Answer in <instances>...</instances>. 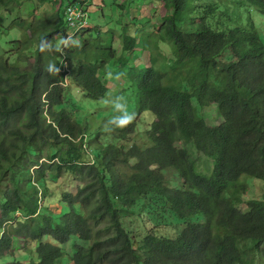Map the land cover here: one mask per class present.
<instances>
[{
  "label": "trees",
  "instance_id": "trees-1",
  "mask_svg": "<svg viewBox=\"0 0 264 264\" xmlns=\"http://www.w3.org/2000/svg\"><path fill=\"white\" fill-rule=\"evenodd\" d=\"M37 1L61 5L47 16L31 9L7 26L0 21V36L21 33L0 55V264H58L71 239L87 245L73 244L66 264H264V40L256 23V15L264 20V0H159L166 15L146 34L155 35L158 56L171 54L164 84L151 65L156 57L130 66L139 20L130 24L133 31L113 23L120 55L113 28L79 30L81 46L63 54L39 52L40 39L54 43L73 29L65 26L59 0ZM72 3L87 11L84 0ZM10 4L19 0H0V9L10 14L17 7ZM188 21L197 25L191 38L179 31ZM142 45L148 46L145 38ZM50 61L58 74L45 72ZM111 61L123 73L113 93L99 75ZM67 79L96 101L125 93L135 120L100 141L86 114L67 104ZM194 100L200 108L216 105L217 125H209ZM144 111L154 121L141 134L137 119ZM129 139L131 145L118 144ZM165 170L180 184L168 182ZM46 173L80 181L74 194H60L64 214L42 208L45 188L36 183ZM249 178L262 182V206L243 212ZM131 213L140 221L136 234L122 222ZM174 221L184 226L167 237ZM15 238L35 243L34 259L13 257Z\"/></svg>",
  "mask_w": 264,
  "mask_h": 264
},
{
  "label": "rangeland",
  "instance_id": "rangeland-1",
  "mask_svg": "<svg viewBox=\"0 0 264 264\" xmlns=\"http://www.w3.org/2000/svg\"><path fill=\"white\" fill-rule=\"evenodd\" d=\"M75 0H59L58 3H62V8H65L66 5L72 3ZM79 1V0H77ZM131 1V2H130ZM90 0V2L85 4L88 6L86 9L88 11V21H89V27L88 28H97L100 31H106L108 28H113L116 36L114 39L113 48L118 53L117 55H120L121 50V38H120V30L115 28L113 26L114 22H117L118 20L121 21L122 25H128L131 27V31L135 30L133 27L132 21L139 20V23L142 25L139 28V34L137 35L136 39V46H135V55L132 58L131 67L136 68L144 65H148L149 60L152 57H156V61L151 64L154 71L160 75L162 84L165 83V69L166 66L165 63H168V61L171 60V54L169 51H160L161 56H158V52L153 47V42L155 40V35L153 33L146 34L148 29L151 28V22L153 24H160L162 18L166 15V11L163 8V3L159 0ZM81 2V1H79ZM113 2L115 5H123L124 8L122 11L116 8V6L110 5V3ZM128 3V5H126ZM59 5H54L51 2H46L43 5H39L37 0H19V5L10 4L8 8L10 9L12 6H17L15 9L12 10V12L9 14L4 9H0V21H2V25L7 26L11 21L15 20L16 17H25L28 15L29 11L32 9L34 10L35 16H47L49 15L53 10L58 9ZM140 5V6H139ZM113 7V10L111 9ZM110 9L112 11H110ZM117 9V10H115ZM85 10V9H84ZM259 19L256 21L259 33L262 36L264 40V20L262 17L256 15ZM196 22V21H195ZM187 22L184 23L182 26L179 27V31L183 33L186 37L191 38L192 37V31L195 28L196 23ZM87 28V25L81 29L84 30ZM87 28V29H88ZM147 28V29H146ZM77 31V30H76ZM73 35V39H78V36L80 35L81 31L74 34V31L70 32ZM71 36V35H69ZM147 36V37H145ZM145 38L146 42L148 43V46L143 48V39ZM21 39V33L17 29H13L9 31L8 33H2L0 36V55L5 54L8 52V43L17 41ZM55 43V42H54ZM160 49L164 47V45L159 44ZM165 57V59H164ZM14 59L11 58L12 61ZM118 65L117 63H113L111 61L106 66V73L100 72V77H103L107 81V86L112 89V93L117 90V82L120 84L119 80L116 79H108L107 73L111 72L113 76L118 72ZM124 96L125 93H122ZM64 96L67 98V104H74V106L77 107L78 110L81 112H77L78 114L85 113L86 114V122H88L89 127L88 130L92 132H98V134L101 135L100 141L102 142H109L111 141L112 137L110 133L103 131V124L111 118L112 115H114L113 111L109 107H105L100 103V100H92L89 98H86L83 96L82 93H79L77 88L74 85H71L68 82V85L65 87L64 90ZM128 109L130 112L134 111V104L133 102H127ZM193 105L197 108L200 115H202L204 118L208 120L209 125H217L219 121V116L217 113V107L216 105H209L204 108H200L196 101H193ZM69 109H67L68 111ZM73 113V116L76 117V113L74 109L71 111ZM137 128L138 132L141 134L147 129V127L151 124V122L154 121V115L150 113L149 111H144L140 114L139 118L137 119ZM140 133H136V135H139ZM134 135V134H133ZM133 141L129 139L127 142H120L118 144H127L131 145ZM201 166L203 168H208L209 164L206 160L200 161ZM163 174L165 175V178L168 182L177 183L180 184L179 179L177 176L171 171V170H165L163 171ZM247 192L243 197V203L239 206V209L241 211H247V210H257L262 206V182L257 181L256 179H247ZM170 184V186H174V184ZM80 184V181L77 180L75 177L69 174H63L59 176L56 179H53L48 173L45 174V178L43 181H39L36 183V187L43 189L45 188V201L46 205H42L43 210L45 208H48V212H53L54 214L60 213L64 214L68 211V208L63 203L59 202V197L62 192H70L74 194L76 192V189L78 185ZM79 212L81 213L80 207H76ZM52 209V211H51ZM137 209V208H134ZM134 213H131L129 215H124L122 217V222L124 223L125 227L128 230H136L138 225L140 224V221L137 220ZM172 225H174L172 228L169 229L168 232L164 233L165 235H169L167 237H175L176 234L179 232L178 230L182 228L184 225L179 221L172 222ZM178 228V230L176 229ZM138 231L134 232L136 234ZM174 233V234H173ZM164 235L163 233H161ZM173 234V235H172ZM52 243V240L50 238H46L44 241ZM81 244L86 246L87 244L82 243L81 241L77 239H71L67 243L61 246L63 249V258L61 261L58 262V264H66L65 262H68V257L72 254V245L73 244ZM35 243L32 241H25L23 239H17L15 238L12 244V250L11 254L13 252V257L15 256L16 259L22 261V263H25L23 261V257L25 255H28L30 258L34 259V248ZM137 246V242H134V247ZM10 256V255H9ZM10 261V260H9ZM1 262V260H0Z\"/></svg>",
  "mask_w": 264,
  "mask_h": 264
},
{
  "label": "clouds",
  "instance_id": "clouds-1",
  "mask_svg": "<svg viewBox=\"0 0 264 264\" xmlns=\"http://www.w3.org/2000/svg\"><path fill=\"white\" fill-rule=\"evenodd\" d=\"M87 29V28H86ZM81 42L79 40L73 39L72 36L60 37L55 43L46 38H42L37 43V49L41 53L45 52H54L63 54L64 50L70 47H80ZM60 69L56 66L55 63L49 62L45 67V72L49 75L58 74ZM62 72V69H61ZM65 77L68 74V70L64 71ZM123 76V73H116L115 76L111 72L107 73L108 79H116L119 80ZM68 79L66 80V86L68 85ZM65 86V87H66ZM100 103L105 106L111 108L114 115L111 116L104 124L103 131L107 133H111L116 129H123L135 120L136 113L130 112L128 109L127 101L123 95H113L109 93L108 95L101 97Z\"/></svg>",
  "mask_w": 264,
  "mask_h": 264
},
{
  "label": "built area",
  "instance_id": "built-area-1",
  "mask_svg": "<svg viewBox=\"0 0 264 264\" xmlns=\"http://www.w3.org/2000/svg\"><path fill=\"white\" fill-rule=\"evenodd\" d=\"M83 1V0H79ZM76 20H86L88 23V13L86 10H81L78 3H70V10H64L65 26L75 23Z\"/></svg>",
  "mask_w": 264,
  "mask_h": 264
},
{
  "label": "bare ground",
  "instance_id": "bare-ground-1",
  "mask_svg": "<svg viewBox=\"0 0 264 264\" xmlns=\"http://www.w3.org/2000/svg\"><path fill=\"white\" fill-rule=\"evenodd\" d=\"M70 4H68L67 6H69ZM67 6L64 8V10L67 8ZM69 8V7H68ZM67 8V9H68ZM70 10V9H68ZM81 10H83L81 8ZM86 26V20H76L75 23L71 24V27L74 31V34L78 33L79 30L83 29L84 27ZM89 27V23H88V26L87 28ZM77 30V31H76ZM67 35V34H66ZM73 37V35H71ZM64 68H62V71H63Z\"/></svg>",
  "mask_w": 264,
  "mask_h": 264
},
{
  "label": "crops",
  "instance_id": "crops-1",
  "mask_svg": "<svg viewBox=\"0 0 264 264\" xmlns=\"http://www.w3.org/2000/svg\"><path fill=\"white\" fill-rule=\"evenodd\" d=\"M84 2H87V4L90 2V0H84ZM110 11H111V9H110Z\"/></svg>",
  "mask_w": 264,
  "mask_h": 264
}]
</instances>
